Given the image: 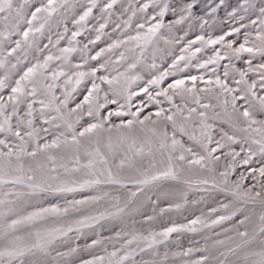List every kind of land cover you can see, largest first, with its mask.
Here are the masks:
<instances>
[{"label":"snow or ice","instance_id":"1","mask_svg":"<svg viewBox=\"0 0 264 264\" xmlns=\"http://www.w3.org/2000/svg\"><path fill=\"white\" fill-rule=\"evenodd\" d=\"M116 4L0 0V264H264V0ZM221 8L239 26L213 37ZM185 189L216 206L184 216Z\"/></svg>","mask_w":264,"mask_h":264},{"label":"rangeland","instance_id":"2","mask_svg":"<svg viewBox=\"0 0 264 264\" xmlns=\"http://www.w3.org/2000/svg\"><path fill=\"white\" fill-rule=\"evenodd\" d=\"M81 2L83 3H87V0H81ZM108 2V0H99V3L101 5H103L104 3ZM147 2V0H117V4L115 6V9H114V12H115V16H114V19L116 16H120L123 12V10L121 9L120 5L121 4H124L125 6H127L128 4H132V5H138V4H143ZM201 2H203V0H201ZM218 2V0H217ZM256 3H259V0H255ZM226 3L227 4H231V5H235L237 3V0H226ZM197 11H199V8L197 9ZM230 11V9H229ZM151 12V10H150ZM131 13H126V14H123V18L124 19H127L128 15H130ZM94 15H99V9H94ZM171 19L170 16L166 17L165 20H164V23H168V20ZM217 19L219 21V24L216 28H209L207 29L208 31H211L213 37L217 36V35H221L223 34V32H226L228 30H230V28L232 27H238L239 24L238 23H234L232 21H227L226 20V13L224 11L223 8H221L218 13H217ZM96 21L95 20H90L89 22V27L92 26V24H95ZM211 24V21L209 22ZM245 23H247V21H245ZM68 27L70 29H72V24L71 22H69L68 24ZM60 31H63V28L61 27L60 28ZM107 32H112V25L110 24L109 28L106 29ZM243 32V30H242ZM134 34V33H133ZM196 34H201L200 33V30L199 28H197L196 30H194L193 33H191L189 35V37H187L188 39H195V35ZM51 35L52 39L55 40L56 38V31L55 29L52 30L51 33H49L48 31L45 32V35L44 37H38V42L40 43V46L43 47L44 44H47L48 43V36ZM70 35V33H69ZM178 35H183V33H178ZM19 37H13V39H17ZM87 38H88V33L86 32L83 36L81 37H78L77 39L81 41V43H87ZM94 38V34H93V37ZM235 37H226V39H234ZM240 41L242 42L243 41V36L241 34V37H240ZM67 46V41H62L61 42V47H65ZM91 47V46H90ZM99 47H105V44L103 41H101L99 43ZM99 47H96V48H93L92 49V54H95L96 51L99 50ZM160 47L161 48H164L165 45L163 43V41H160ZM217 48H220L219 45L216 46ZM48 53L45 52L44 55H47ZM212 53L210 51H205V52H202L198 55H201L204 57V59H207L209 55H211ZM180 55V52H179V48H175L172 53L170 55H167L162 59H160L159 57L156 59V64L158 66V68H160L161 71H163L165 68H167L168 65H170L172 63V59L174 58V56H178ZM243 57L244 59L240 60V61H235L236 63V66L237 67H247V65L244 63V60H246L248 58V54L247 53H244L243 54ZM151 58H152V55H151V51H149L148 53V62L150 63L151 62ZM29 59H32V57L30 56ZM32 62L34 63L35 60L33 59ZM73 64H77V63H80V60H79V54L78 53H73ZM258 61H253V64L257 63ZM94 63V62H93ZM228 64V61L227 60H222L219 64V66L216 67V73L218 75H220L221 78H223V72H224V65ZM212 68L213 66H209V69L207 71H204V70H197L195 67H192L189 71L191 72L192 75H197V76H200V75H203L205 77V81H208L210 79H214L215 77L212 75ZM147 78V77H146ZM171 78H169L170 80ZM231 83V81H229ZM199 84V87L200 88H204L207 86V84L205 82H200L198 81L197 82ZM166 86V85H165ZM59 95V93H57ZM5 98H7V92H5ZM81 98V97H78V99ZM177 103H179V100L177 99ZM165 108L169 107L166 103L163 105ZM110 109L112 108H115V105H110L109 106ZM152 111H155L154 108L151 109ZM147 111V110H146ZM236 150L239 151L240 150V146L239 145H236L235 146ZM243 156V153L241 154ZM245 170V166L243 165H240L238 168H237V173L241 172V171H244ZM239 171V172H238ZM195 188V186H193ZM188 191V196H189V203L187 204V211H183V215L184 216H188L189 218H194L193 215H191L190 213L194 212L195 215H200V213H196L195 210H192V206L194 207V205L191 203L192 200H198L200 198L201 195H205V193H201V192H197L195 190H187ZM220 197V198H219ZM79 198V197H77ZM220 199H223V196L222 195H217V200H220ZM182 203V201H179ZM214 202H209L208 206L211 207ZM211 204V205H210ZM203 207H206L204 204H202ZM207 206V208H208ZM216 206V203H214V205L212 207ZM159 207L161 208H167L168 207V204H167V201H165L164 199H161L160 201V204H159ZM157 211H159V209H157ZM190 211V212H189ZM148 212L151 213V209H148ZM170 215L174 218V219H177L178 222L180 223H186L187 221L184 220L179 213L177 212H172L170 213ZM142 218L140 217H137V220H140ZM104 237H109V236H114L115 233L112 232V231H104L103 234H102ZM177 235L178 234H173L172 236V241H176L177 240ZM197 234H191V233H185L183 234L182 236L179 237V244H180V247L177 248L174 244H171L170 245V258H171V253L172 252H176V251H182V250H185L189 247H197L198 245L194 244L193 241L194 240H197L199 239V237H196ZM83 240H80L79 243L83 244ZM90 242V241H89ZM111 250V249H110ZM160 252L161 254H163L164 252V246H160ZM102 254V253H101ZM84 258H89L87 256H85ZM145 258H148V257H145ZM140 257H137V260H139ZM77 264H79V262L77 261Z\"/></svg>","mask_w":264,"mask_h":264},{"label":"bare ground","instance_id":"3","mask_svg":"<svg viewBox=\"0 0 264 264\" xmlns=\"http://www.w3.org/2000/svg\"><path fill=\"white\" fill-rule=\"evenodd\" d=\"M239 172V171H238ZM185 190H187V189H185ZM219 195V194H218ZM220 198V197H219ZM211 203V202H210ZM213 205H214V203H212ZM211 205V204H210ZM212 205V206H213ZM208 206V205H207ZM207 206L206 207H203V205L202 204H200V205H197V206H192V209H191V211L192 210H195V212L196 213H200L201 212V209H203L204 210V212L205 213H207ZM211 206V207H212ZM209 207V206H208ZM190 212V211H189ZM141 218V217H140ZM216 231H220V229H216ZM196 237H199V239H197V240H200L201 241V243H203V241L201 240V236H200V234H197L196 235ZM222 238V237H221Z\"/></svg>","mask_w":264,"mask_h":264}]
</instances>
